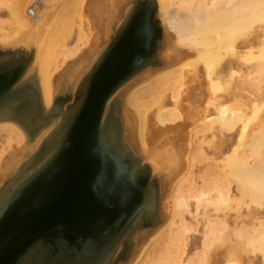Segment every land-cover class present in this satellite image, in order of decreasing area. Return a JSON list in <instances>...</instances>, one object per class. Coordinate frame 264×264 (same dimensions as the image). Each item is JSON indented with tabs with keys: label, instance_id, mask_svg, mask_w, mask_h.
Listing matches in <instances>:
<instances>
[{
	"label": "bare ground",
	"instance_id": "obj_1",
	"mask_svg": "<svg viewBox=\"0 0 264 264\" xmlns=\"http://www.w3.org/2000/svg\"><path fill=\"white\" fill-rule=\"evenodd\" d=\"M180 1L182 8L178 10L169 8L164 3L165 0H159L162 6H158L159 11L155 12V17L162 20V25L169 27L167 30L175 35L178 45L184 50L173 46L169 33H165L162 27L159 45L157 48H149L150 51L156 50V58L150 57L148 53L149 56L146 55L143 60L147 65L146 69L132 82L125 81L124 85H119L122 107L124 106L122 112L126 103L134 105L137 101L140 104V109H137L140 121L137 132L145 149V156L135 150L136 122L130 117L125 123L120 122L121 110L112 111L111 99L95 102L92 116L94 131L100 135L109 133L114 140L103 141L107 152L111 153L108 163L127 178H134L135 175L138 178L133 185L138 195L135 203L127 209L130 211L127 225L116 235L112 231L102 234V240L110 239V243L100 249L95 243V236L89 233L90 226L77 230L78 236L84 240L82 244L86 245L87 237L93 240L91 245L87 243L81 254H75L78 259L73 262L68 255V248L75 245L71 242H74L71 235L61 237L59 243L55 242L58 247L52 248L51 241L41 233L44 239L39 240L37 245L26 247L30 245L28 241L27 245L18 244L12 255L6 256L4 264H134L144 250V228L156 226V230L147 232L148 235L154 234L149 237L151 240L165 226L172 224L175 218H178V225L169 264H208L212 253L220 254L217 262L229 256L230 260L226 264H245L242 261V256L245 255L246 264H252L254 257L264 264V216L260 215L264 212V0ZM85 2L86 0H0L1 7L9 17L0 18V24L8 25L14 30L12 34L0 37L1 43L7 40L6 44H0V47H4L0 56L7 58L9 54L10 57L21 55L23 59H18V63H28L27 73L19 85L12 86L13 90L6 93L2 91L0 97V120L13 122L0 124V140L6 138L8 147L12 146L13 140L23 145L13 148L17 163L13 161L7 168L4 164L9 151L3 152L6 148L0 151V171L2 168L5 170L2 178L0 177L1 180L4 179L2 184L5 182L4 186H0V203L8 202L16 192L14 190L6 194L8 188L12 189L36 169L39 159L48 157L51 160L60 150L61 160L55 173L56 178L63 176L64 179L73 170L75 178L81 179L87 158L83 145L78 146L79 138L75 139V135L79 131L78 127L82 126L87 103H84L83 95L70 111V101L88 72L101 60L116 31L125 22H136L140 16V13L131 12L135 0H102L95 5L101 30L98 29L95 34L88 23V35L80 25L78 41L87 42V47L82 50L78 47L68 48L67 35L74 22L78 20L82 23L85 20H82ZM38 7L42 10H38ZM36 14H40L36 22L29 19ZM179 15L182 16L178 19ZM178 21L183 22L182 25ZM157 27L154 23V28ZM18 35L20 36L16 38ZM138 35L137 40L143 43L145 38L142 34ZM239 42H244L246 47L237 49ZM30 53H33L32 59H29ZM68 57L77 59L72 65V71L67 74L66 84L59 86L54 95L52 70L58 69V62H64ZM5 60L1 61L0 58V89L5 83L13 84L7 79L14 73L5 71L8 69L6 67L13 66V61L6 63ZM223 60L225 63H222ZM229 61L246 68L233 67L227 76L220 75L223 70L222 67L219 68L220 65ZM111 67L114 68L113 63ZM116 68L124 70L127 66L123 63ZM200 69L209 88V98L203 108L191 103L192 81L200 73ZM228 81L240 84L238 96L234 93L231 96L227 94L230 87ZM249 87L253 90H248ZM168 89L171 91L170 95L165 96ZM222 92H226L229 99L221 100L219 95ZM198 96L200 99L204 98L203 93ZM183 97L189 102L184 113L181 104ZM168 103L172 107H166ZM151 107L156 110L154 120L158 122L160 133L156 130L157 127L152 128L149 124L153 120L148 112ZM189 125L191 127L186 129ZM212 130V137L207 139L206 134ZM235 132L237 137L234 145L221 158L207 155L204 147L212 146L218 136ZM198 133L202 136L195 145L192 136ZM187 136V146L181 150L177 145L178 139ZM14 150L12 154L15 153ZM192 156H199L198 158L207 161L208 166L205 167L213 169L214 175L225 177L226 180L234 179L236 193H232L229 184L202 188L204 186L194 185V182L190 198L195 203L196 212L190 209L189 197H183L173 206L174 212L171 215L170 211L169 219L166 211L169 208L167 190L188 175L189 166L196 162ZM43 162L44 159L39 164ZM140 166L145 169H140ZM140 172L143 174L140 175ZM115 182L121 185L118 180ZM207 184L210 185L208 182ZM163 193L167 195L162 200ZM86 203L82 201L75 207L70 206L65 217L73 223L75 214H80ZM242 204L247 206V219L240 212ZM228 208L234 213L238 212L234 224H230ZM184 213H188L196 224L193 220L186 219ZM120 215L117 211L113 212L109 222H116ZM199 221L201 229H198ZM70 229L75 233L73 224ZM195 234H199V246H195L198 243V239L193 238ZM193 246L194 251L188 253Z\"/></svg>",
	"mask_w": 264,
	"mask_h": 264
},
{
	"label": "water",
	"instance_id": "obj_2",
	"mask_svg": "<svg viewBox=\"0 0 264 264\" xmlns=\"http://www.w3.org/2000/svg\"><path fill=\"white\" fill-rule=\"evenodd\" d=\"M158 6L157 0H135L131 12L140 13L139 19L134 23L131 21L125 22L116 31L113 39L103 52L101 60L88 72L82 84L76 90L74 98L70 101L71 107H68L70 111L83 95H85L84 103H87L82 118V126L78 127L79 131L77 130L78 133L75 135V139L79 138L77 141L78 146L83 145L84 154L87 158L81 179L75 178L73 170L64 179H62L63 176L56 178L55 173L61 160L62 150H60L51 160L48 157L39 159L36 169L20 180L12 189L8 188L6 194L14 190L16 192L8 199V202L0 203V264L5 263L6 256H11L18 244L27 245L26 242L28 241L30 245L26 247L33 244L37 245L40 242L39 240L44 239V235H41V233H44L45 238L51 241L50 247L52 248L58 247L55 242L59 243L61 237L71 235L74 240V242H71L75 245L68 248V255L71 262H73L78 259L75 254L82 253L87 243L91 245V240H93L87 237L85 239L86 245L82 244L84 240L78 236L77 230L90 226L89 233L95 236V243L100 249L110 243V239L102 240V234L112 231L113 235H116L118 231H121L127 225L128 213L130 212L127 209L135 203L138 195L137 189L133 186L138 178L135 175L134 178L129 179L125 174H121L120 170L108 163L111 153L107 152L103 141L114 140H112V135L109 133L104 135L95 133L92 116L97 100L101 102L102 100L107 99L108 101L111 99L112 111L120 109L119 121L125 123L120 86L124 85L123 82L125 81L132 82L146 69L147 65L143 62L146 55L156 58V50L152 49L150 51L149 48H157L160 41L159 33L163 27L162 20L155 17V12L159 11ZM38 10H42V8L38 7ZM140 22L142 23L140 24ZM154 23L158 26L157 28H154ZM98 29L101 30V26ZM138 34H142L145 38L143 43L137 40L139 38ZM3 48V46L0 47V53ZM100 48L102 49V47ZM148 53L150 54L148 55ZM30 54L29 59H32L33 53ZM9 55L7 58L2 56L0 58L1 61L6 59V63L10 60L13 61V66L11 68L6 67L10 69L5 70L14 73L13 76L7 79L13 84L7 85L5 83L0 89V97L2 91L6 93L13 90L12 86L21 82L28 69V63H18V59H23L21 55L17 57H10ZM111 63L114 64V68L111 67ZM123 63L126 64L127 68L124 70L116 68L118 64ZM72 67L66 74H69L70 70L72 71ZM117 73L119 75H116ZM64 77L63 80L65 81ZM64 81H62L60 87L63 86ZM56 104L58 105L57 102ZM66 150L65 148L64 151ZM135 150L145 156L144 152L139 151L138 145ZM43 159L44 162L39 164ZM140 169H145V167L140 166ZM142 174L140 172V175ZM144 177L148 178L146 175ZM115 180L121 182V185L119 186ZM3 184L5 185V182ZM164 194L162 200L166 197ZM82 201L87 202L85 208L82 212H79L80 214H75L76 218L72 223L65 215L68 213L70 206L75 207L78 202ZM116 211L121 215L123 214V217L120 215L116 222H109L111 214ZM71 224H73L75 233L70 229ZM144 230L146 233L143 238L146 242L151 236L148 233L156 230V226L150 225L145 227ZM77 249H79L78 253Z\"/></svg>",
	"mask_w": 264,
	"mask_h": 264
},
{
	"label": "rangeland",
	"instance_id": "obj_3",
	"mask_svg": "<svg viewBox=\"0 0 264 264\" xmlns=\"http://www.w3.org/2000/svg\"><path fill=\"white\" fill-rule=\"evenodd\" d=\"M96 1V2H95ZM159 2V0H157ZM100 2H102V0H86L85 2V8L82 9V12H83V19L84 21L79 22L78 20L74 22V25L72 27V30L68 33V37H67V40L66 42L68 43L67 44V47L68 48H79V49H83V48H86L87 46V42L86 43H81L78 41V35H79V26L81 25L82 28L85 30V32L88 33V35L90 34V30H89V26H91V31H95V34L96 32L98 31L97 28L100 27V23H99V19H98V16L99 14L96 12V4H100ZM165 4H167V6L169 8H172V9H178L180 10L182 7V2L180 0H165L164 2ZM159 6H162L160 4V2L158 3ZM54 6H50V8H53ZM49 8V9H50ZM180 8V9H179ZM38 9V8H37ZM95 14V15H94ZM40 14H36L35 16H32L31 18L29 17V19H31L33 22H36L40 17ZM97 16V18H96ZM182 15H179L177 16V18L179 19ZM35 17H38V18H35ZM0 18L4 19V18H9L8 17V14L6 12V10L1 7L0 5ZM87 19H89V22H87ZM177 19V20H178ZM97 20V21H96ZM31 21V22H32ZM32 22V23H33ZM180 25H182L183 22H180ZM90 23V25L88 24ZM99 23V25H98ZM89 25V26H88ZM94 25V26H93ZM163 28L165 30V33H169V36L171 38V42L173 44V46H177L178 48H182L183 47H180V45H178L177 43V38L175 37V35H173L172 33H170L168 30H169V27L165 24H163ZM168 29V30H167ZM25 30H23L24 32ZM14 32L13 28H11L10 26L8 25H1L0 24V37H3L4 35L6 34H12ZM21 32V34L23 33ZM98 33V32H97ZM20 34V35H21ZM20 35H18L16 38H18ZM256 36V35H255ZM176 38V39H175ZM15 39V38H14ZM256 39V38H254ZM7 41V40H6ZM6 41H4V43H1L0 44H6ZM12 41V40H11ZM176 41V42H175ZM9 43V42H8ZM81 44V45H80ZM78 45V46H77ZM245 43L244 42H239L238 46H237V49H244L246 46H244ZM194 51V50H193ZM70 59V61H69ZM77 58L73 59L71 57H68L64 62L61 60L58 62L57 64V68L58 69H54L52 70V84H53V88H54V95L56 94L57 92V89L58 87L60 86V84H62V81H63V76H65V81L63 82V86L66 84V77H67V72L68 70L70 69V67L74 64V61L76 60ZM69 61V62H68ZM222 63H225V61L223 60ZM36 66H37V63H36ZM223 70H221L220 72V75H224V76H227L229 70L233 67H235L236 69H245L246 67L245 66H241L239 65L237 62H233V61H229L228 63L226 64H222V66L220 65L219 68H221ZM37 68V67H36ZM200 73H198L196 75V77L194 78V80L192 81V88H193V96L194 99H193V96H192V104L193 106L197 105V106H200L199 108H203L206 106V103L208 101V98H209V88H208V81L205 79V76L204 74L202 73L201 69L199 70ZM230 82L229 84V89H227V94L229 93L230 96H231V93H234L237 95V93H240V84H238L237 82H234V81H228ZM62 86V87H63ZM248 90L252 91L253 89L252 88H248ZM170 92L169 89L166 91V93H164L165 96L167 95H170ZM207 92V93H206ZM204 94V98H199L198 95L200 94ZM185 94H186V91H185ZM185 94L184 97H185ZM163 95V96H164ZM221 97V100H224V99H229V96L226 95V92H222L220 95ZM228 96V97H227ZM238 96V95H237ZM169 97V96H168ZM183 97L182 101H181V104H182V112L184 113V110L185 108L187 107V104L189 103L188 101L186 102L185 101V98ZM198 97V98H197ZM197 99V100H196ZM186 103V104H185ZM126 103L125 105V110H124V122L126 119H128V117H130L132 120H134V122H136V127H135V134H136V142H137V145H138V149L139 151H142L145 150L144 147H142L140 141H139V134H138V127L140 125V121H139V113L137 112L138 110L137 109H140L139 106L140 104H137V101L135 102V106L134 105H130ZM130 105V106H129ZM167 106L166 107H172V104L168 103L166 104ZM135 111V112H134ZM155 108H152L148 110L149 114H150V118H152L153 120L151 122H149L150 126L152 128H155L157 127V131L158 133H160V127L157 125L158 122L154 120L155 116H156V112H155ZM186 112V110H185ZM6 122H9V123H13L12 121L10 120H0V124L1 123H6ZM155 122V123H153ZM17 127H19L17 124H15ZM157 125V126H156ZM154 126V127H153ZM191 127V125L187 126L186 129H189ZM20 128V127H19ZM20 130L23 132V134L27 137L26 133L20 128ZM164 130V129H163ZM156 131V132H157ZM189 133V132H188ZM212 133H213V130L208 132L206 134V137L207 139H210L212 137ZM202 136V135H201ZM200 133H198L197 135L193 134L192 136V139L194 138V143L195 145L197 144V142L200 140ZM159 137V136H158ZM237 137V133L235 132L234 134H226V135H222V136H218L217 138H215V140L212 142V146H209V147H204L205 149V152L207 153L208 156L210 157H217V158H221V156L224 154V153H227L231 147L234 145L235 143V139ZM187 138H181L180 140L178 139V142H177V145L178 147L181 149L184 150V148L187 146L186 143H187ZM140 143V144H139ZM8 142L6 140V138L4 140H0V151L4 148H6L3 152H8V155L6 156V162L4 164V167L7 168L11 166V164L13 163V161H15V159L17 157L16 156V152L13 148L17 149V147H20V146H23L21 143H19L17 140H13L12 141V149L11 147H8L7 146ZM17 146H15V145ZM194 146V145H193ZM195 148V147H193ZM181 149V150H182ZM187 149V148H186ZM213 149V150H212ZM11 150V151H10ZM14 150V154H12ZM20 152V151H18ZM6 154V153H4ZM12 154V155H10ZM146 154V153H145ZM2 155V154H1ZM0 155V156H1ZM4 156V155H3ZM199 156H192V158H195V161L196 162H193L190 166H189V169L187 170L188 171V175L186 174L184 176V178H182L181 180H179L177 183H175L173 186H171V188L168 189L167 191V194H168V205L166 209L167 211V214L169 213L168 215V218L171 219L170 216V211H171V215L172 213L174 212V209H173V206L175 205V203H177L180 199H183L184 198H188L191 200L190 203H191V206H190V209L191 211L193 212H196V206H195V203L193 201L191 197L192 193H193V187H191V185L194 183V185L197 184V186H204L202 188H206L207 187H210L212 186L213 188L214 187H218L220 184L222 185H228L230 190H232V193H236V181L232 178H230V180H226L225 177H222V176H218V175H214L212 172H214L213 169L211 168H206L208 165H206L207 161L205 162V160L203 158H198ZM197 158V159H196ZM25 161V160H24ZM23 161V162H24ZM199 161V162H197ZM4 162V161H3ZM22 162V163H23ZM15 163H17V161H15ZM203 163V164H202ZM197 164V165H196ZM202 164V165H201ZM16 164H14L15 166ZM200 166V167H199ZM206 166V167H205ZM205 167V168H204ZM225 168V167H223ZM1 169V168H0ZM206 169V170H204ZM190 170V171H189ZM211 170V171H209ZM186 171V172H187ZM204 171V172H203ZM5 172V170L2 168V170L0 171V177L2 178V174ZM204 173H206L207 175H204ZM211 173V174H210ZM201 174V175H200ZM206 178H205V177ZM193 177V179H192ZM201 178V179H200ZM192 179V180H191ZM209 179V180H208ZM4 179H0V186L2 184ZM203 181V182H202ZM216 181V182H214ZM235 181V182H234ZM207 182L210 184L208 185ZM214 182V183H213ZM189 183V184H188ZM183 185V186H182ZM174 187V189H173ZM180 188V189H179ZM181 191V192H180ZM166 194V195H167ZM176 194V195H175ZM186 194V195H185ZM188 194V195H187ZM172 195V196H171ZM176 196V197H174ZM166 207V206H165ZM233 210L231 208H228L227 209V213H228V216H229V219H230V224H234V219L236 217V214L238 212H232ZM247 206L245 204H242L241 205V208H240V212L242 213V217L243 218H248V215H247ZM162 215H164V213H162ZM241 215V214H240ZM260 215L264 216V212H261ZM184 216L186 219H188L189 221L193 220L191 219V216H189L188 213H184ZM241 217V216H240ZM241 217V218H242ZM252 221V220H250ZM249 221V222H250ZM200 222V221H199ZM172 224L168 225V226H165L163 228V230L161 231V233L163 235L160 236L157 235V236H154L151 240L150 238L148 240H146L145 242V246H144V250L142 251V253L140 254V256L136 259L135 263L134 264H169L170 262V255H171V252L173 251V248L175 247V242L173 240L174 236H175V233H176V230H177V225H178V218H175L174 221L171 222ZM193 223L196 224L193 220ZM198 229H201V222L198 223ZM170 229V230H169ZM154 234H152L150 237H152ZM199 234H195L193 236V238L195 239H198V243L195 245V246H199V237H198ZM169 239V240H168ZM159 240V241H158ZM155 241V242H154ZM157 241V242H156ZM167 241V242H166ZM153 246H152V245ZM152 246V247H151ZM191 247L188 251V253H191L194 251V247ZM150 247V249H149ZM170 247V248H169ZM165 248V249H164ZM167 248V249H166ZM147 250V251H146ZM164 250V251H163ZM147 252V253H146ZM155 252V254H154ZM168 253V254H167ZM162 255V256H161ZM219 253H212V256L211 258L209 259L208 261V264H226L230 258L229 256H226L225 259H223L221 262H217V257H219ZM148 256V257H147ZM169 256V257H168ZM162 257V258H161ZM164 257V258H163ZM242 261L245 262L246 264V259H247V256H242ZM246 260V261H245ZM254 262H252V264H261V261L260 259H258L257 257H254ZM143 261V262H142Z\"/></svg>",
	"mask_w": 264,
	"mask_h": 264
}]
</instances>
